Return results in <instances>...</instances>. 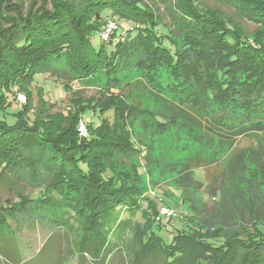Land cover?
<instances>
[{
    "label": "trees",
    "instance_id": "16d2710c",
    "mask_svg": "<svg viewBox=\"0 0 264 264\" xmlns=\"http://www.w3.org/2000/svg\"><path fill=\"white\" fill-rule=\"evenodd\" d=\"M110 21L116 29L103 39ZM94 31L99 48L90 40ZM159 69L172 81L166 88L157 82ZM132 71L137 77L123 82ZM42 73L67 92L95 76L107 83L87 98L77 89L66 112L53 115L43 109L53 104L35 100L41 90L32 89ZM132 87L175 97L170 116L154 117L157 126L192 123L220 146L264 132V0H0V189H13L15 197L0 199V264H44L38 254L24 256L20 241L24 230L44 225L41 245L53 246L48 264H64L65 250H73L76 264H102L112 252L109 219L134 202L139 170H145L115 167L118 154L146 157L132 137L134 119L145 113ZM107 111L111 119L102 116ZM194 168L184 164L175 177L190 213L152 216L132 263L264 264L258 212L245 217L211 184L205 190L216 205L207 206L198 197L204 185ZM22 183L35 188L33 195L21 191ZM33 206L41 212L34 214ZM174 218L186 226H173V241L164 245L154 226L168 227Z\"/></svg>",
    "mask_w": 264,
    "mask_h": 264
},
{
    "label": "rangeland",
    "instance_id": "374dc122",
    "mask_svg": "<svg viewBox=\"0 0 264 264\" xmlns=\"http://www.w3.org/2000/svg\"><path fill=\"white\" fill-rule=\"evenodd\" d=\"M210 3L213 5V2ZM248 28L254 29L255 25L249 23ZM98 33L94 31L90 37L95 48H99L102 44ZM120 33L121 28H118L111 46L115 45ZM159 71L157 82L166 88L172 81L166 70L159 69ZM125 74L126 78L121 77L123 82L133 81L137 77L136 72L133 71ZM53 78L55 77L49 74H37L35 84L32 86L33 90L37 87L41 90V93L35 96V100L40 98L44 102L53 104L49 109L43 107L53 115L66 112L69 108L71 93L77 89L80 88L81 96L87 98L95 94L96 88L103 87L107 83L104 77L95 76L89 83L90 85L85 84L86 86L79 87L73 84L72 92H67L65 87ZM139 90L141 89L132 87L131 91L135 100L140 104L137 103L139 108L145 110V113L134 119L131 131L133 140L145 149L146 160L134 152L125 154L126 156L118 154L115 167L118 172H129L130 174L134 166L143 165L145 170H139V194L134 202L119 206L109 219L108 247L112 252L106 253L102 264H133L135 254L139 250L138 240L141 239V232L148 228L149 219L152 216H155L157 220L162 209L176 216H182L181 212L190 213L188 203L181 199L175 184L176 174L184 164L195 166L193 176L204 185V188L198 192V197L202 202L207 203V206L216 205L214 195H210L205 190L206 186L210 187L211 184L212 189L218 188L222 201L229 197L235 203V210L243 212L245 217L258 212V219L264 225V132L241 137L232 146H220L216 139L200 134L192 123L185 124L182 120H179V125L166 127L158 125L161 127L159 128L154 117L157 113L163 112L170 116L168 105L175 100V97L168 93L167 99L155 98L143 90L139 93ZM16 108H18L16 105L8 108L7 113H14ZM102 116L111 119L112 112L107 111ZM84 120H92L96 123L94 116L85 115ZM25 185L27 187L22 183L21 191L24 194L33 195L35 188L27 183ZM13 191V189L1 188L0 199L11 201L15 198ZM31 210L34 214L41 212L37 206H33ZM68 213L72 215L71 212ZM36 215L39 216V214ZM162 220L169 224V219L163 218ZM171 221L170 226L165 228L154 226V232L161 238L164 245H170L173 241L176 233L173 226L179 228L186 226L179 219L174 218ZM213 224L214 227H218V219ZM46 226L37 230L27 228L23 231L20 240L21 243H25L21 248L24 256L29 257L32 253L33 255L38 254V261L44 264H48L53 259L50 256L52 244L43 248L44 245L40 242V239H43L48 232L45 229ZM27 246L34 247L27 250ZM65 252L66 255L63 254L64 264H76L77 258L73 250L70 253L66 250Z\"/></svg>",
    "mask_w": 264,
    "mask_h": 264
},
{
    "label": "built area",
    "instance_id": "2783aa9c",
    "mask_svg": "<svg viewBox=\"0 0 264 264\" xmlns=\"http://www.w3.org/2000/svg\"><path fill=\"white\" fill-rule=\"evenodd\" d=\"M116 29V24L112 21L108 22V24L106 25V29L104 30V32L101 33V37L103 39H107L108 35ZM19 98L20 103H24L25 102V98L22 95H18L17 99ZM78 133L79 136L81 137H85L87 134V131L85 129V126L82 122L79 123V127H78ZM175 214L168 212L165 209H162L159 212V216H174Z\"/></svg>",
    "mask_w": 264,
    "mask_h": 264
}]
</instances>
